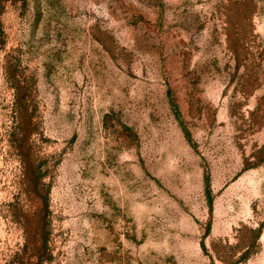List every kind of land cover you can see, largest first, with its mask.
I'll list each match as a JSON object with an SVG mask.
<instances>
[{"label": "rangeland", "instance_id": "1", "mask_svg": "<svg viewBox=\"0 0 264 264\" xmlns=\"http://www.w3.org/2000/svg\"><path fill=\"white\" fill-rule=\"evenodd\" d=\"M0 264H264V0H0Z\"/></svg>", "mask_w": 264, "mask_h": 264}]
</instances>
